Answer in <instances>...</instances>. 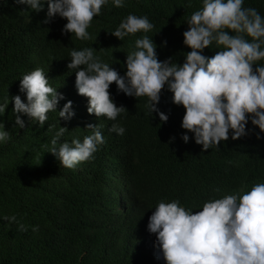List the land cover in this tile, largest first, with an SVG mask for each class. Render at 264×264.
Returning a JSON list of instances; mask_svg holds the SVG:
<instances>
[{"label": "trees", "instance_id": "1", "mask_svg": "<svg viewBox=\"0 0 264 264\" xmlns=\"http://www.w3.org/2000/svg\"><path fill=\"white\" fill-rule=\"evenodd\" d=\"M43 2L45 7L36 11L16 0H0V97L19 94L26 101L20 78L41 67L49 84L64 94L58 110L71 99L75 115L64 120L58 110L49 111L43 127L23 116L25 127L19 128L10 100L0 116L11 137L0 143V264H165L156 258V235L147 227L154 207L173 199L186 208L200 207L210 198L264 182V138L256 136L260 129L249 121L246 127L254 131L248 135L201 151L191 133L189 142L182 140L185 108L172 101L170 90L161 91L159 107L169 115L161 122L158 115L147 114L146 96H129L115 82L109 91L125 111L115 121L97 117L87 111L88 97L78 93L75 71L67 65L73 48L95 47L97 56L123 74L126 55L142 35L157 44L158 59L172 56L182 63L191 50L183 43L186 21L202 0H125L123 7L108 0L93 17L85 40L61 31L66 18L45 23ZM243 6L264 15V0H244ZM129 13L147 15L154 27L120 40L109 31ZM222 47L213 42L203 52L212 56ZM88 123L101 126L106 141L93 159L67 168L46 151L61 126L68 127L62 139L83 140L92 131L85 128ZM113 123L122 124L124 134L110 131ZM12 214L27 230L2 218Z\"/></svg>", "mask_w": 264, "mask_h": 264}, {"label": "clouds", "instance_id": "2", "mask_svg": "<svg viewBox=\"0 0 264 264\" xmlns=\"http://www.w3.org/2000/svg\"><path fill=\"white\" fill-rule=\"evenodd\" d=\"M32 10L45 7L43 0H16ZM108 0H47L44 22L56 16L66 18L61 31L74 33L79 39L90 38L88 27L94 16L101 13ZM123 7L125 0H112ZM191 3V0H189ZM202 7L194 11L186 23L183 43L190 47L182 63L169 56L158 59L157 44L152 37L142 35L135 39L134 49L127 53L126 70L121 74L94 52L95 47L73 48L68 69L75 71V85L79 94L88 97L87 111L97 117L106 116L115 121L125 111L117 105L109 88L115 82L118 91L134 96H146L147 114L159 116L161 122L169 119L161 110L159 101L165 87L172 101L185 108L180 133L187 143L191 138L206 150L219 147L229 137L246 136L259 127L258 139L264 138V15L256 7H244V0H202ZM154 27L147 15L129 13L118 26L109 31L120 40L137 32L148 33ZM251 37V39H248ZM213 42L222 45L212 56L203 50ZM163 45L167 41H162ZM19 94L0 97V116L5 114L9 101H14V126L25 127L28 121L41 127L48 120L49 111L58 110L64 94L48 82L43 68L23 74ZM68 99L58 110L64 120H70L75 111ZM92 129L81 140L62 139L67 126H61L45 145L67 168H75L81 161L94 158L105 137L97 123H88ZM110 131L124 134L125 127L113 123ZM5 123L0 122V143L10 139ZM175 137H170L174 140ZM250 178L246 177L245 179ZM246 187V186H245ZM218 198H210L199 209L186 208L179 199L160 200L148 218V230L155 233L156 258L165 264H264V182H258ZM219 193L220 188H215ZM17 223L20 230L27 226L15 214L2 217ZM39 226L34 225L33 230Z\"/></svg>", "mask_w": 264, "mask_h": 264}]
</instances>
